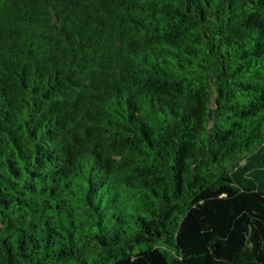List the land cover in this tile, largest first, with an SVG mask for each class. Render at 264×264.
I'll use <instances>...</instances> for the list:
<instances>
[{
	"label": "trees",
	"instance_id": "1",
	"mask_svg": "<svg viewBox=\"0 0 264 264\" xmlns=\"http://www.w3.org/2000/svg\"><path fill=\"white\" fill-rule=\"evenodd\" d=\"M0 264H264V0H0Z\"/></svg>",
	"mask_w": 264,
	"mask_h": 264
}]
</instances>
